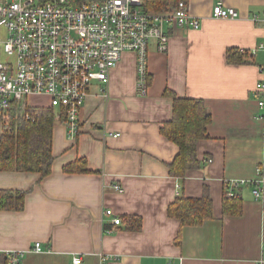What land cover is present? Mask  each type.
<instances>
[{"label": "crops", "instance_id": "1", "mask_svg": "<svg viewBox=\"0 0 264 264\" xmlns=\"http://www.w3.org/2000/svg\"><path fill=\"white\" fill-rule=\"evenodd\" d=\"M217 2L238 16L214 18ZM186 5L199 28H170L165 53L149 45L144 93L136 53L124 51L105 86L91 83L77 135L70 138L64 122L53 125L47 176L0 170V189L25 192L21 210H0V264L12 251L21 253V264H74L77 257L79 264H100V254L104 264H264V209L253 185L231 187L242 197V211L221 215L225 183L254 181L263 161L264 106L258 102L264 100V50L257 48L264 44V0ZM229 50L247 55L230 63ZM165 90L202 99L210 115L196 152L200 160H212L187 171L183 181L167 169L178 146L160 133L172 116L173 99ZM79 158L89 171H63ZM205 188L212 218L181 227L167 215L175 197H200ZM105 209L139 216L140 229H126L122 220L113 225Z\"/></svg>", "mask_w": 264, "mask_h": 264}, {"label": "built area", "instance_id": "2", "mask_svg": "<svg viewBox=\"0 0 264 264\" xmlns=\"http://www.w3.org/2000/svg\"><path fill=\"white\" fill-rule=\"evenodd\" d=\"M212 16L233 19L238 13L217 2ZM177 27L199 28V20L189 14L184 1L161 12L146 10L144 0H0V122H7L14 107L26 117L28 110L42 105L59 107L64 109L67 134L74 138L91 83L98 81L105 86L123 52L133 51L138 88L144 93L148 47L153 43L157 51L165 53L168 30ZM257 49L264 50V44ZM39 96L47 102H30L31 97ZM258 104L264 106V100ZM259 173L257 167L252 193L261 200ZM246 181H230V186ZM113 189L122 191L118 184ZM103 212L111 216L113 225L121 223L111 209ZM34 249L41 250L39 242ZM104 260L100 254V264ZM73 263L79 264L80 258H74ZM5 264H21V253L7 252Z\"/></svg>", "mask_w": 264, "mask_h": 264}, {"label": "trees", "instance_id": "3", "mask_svg": "<svg viewBox=\"0 0 264 264\" xmlns=\"http://www.w3.org/2000/svg\"><path fill=\"white\" fill-rule=\"evenodd\" d=\"M179 1L187 0H144V8L149 11H171ZM235 50L227 52L230 63H241L242 56ZM146 85L149 76L146 74ZM165 94L173 99L172 116L164 122L160 133L178 146V153L173 161L167 164L168 174L181 181L189 170L203 168L212 159L197 157V141L206 137V126L210 122V115L205 103L200 98L177 97L170 90ZM11 110L7 122L0 135V170L37 172L40 177L47 176L51 171L53 160L51 152V138L53 125L66 121L63 108L38 107L27 111V117ZM204 160V161H203ZM262 179L261 202L264 209V156L258 166ZM65 173H82L89 171L85 159L79 158L63 167ZM253 185L252 181H246ZM243 184V183H242ZM221 197V215L236 216L242 211V197L233 192L230 181L224 185ZM237 187V186H236ZM24 191L0 189V210H21L24 205ZM167 215L178 219L181 227L200 226L205 220L212 218V199L205 188L200 197L177 196L167 207ZM122 218V219H121ZM126 229L138 231L141 219L137 215H123L120 217ZM121 222V223H122ZM6 257L2 258V264Z\"/></svg>", "mask_w": 264, "mask_h": 264}, {"label": "rangeland", "instance_id": "4", "mask_svg": "<svg viewBox=\"0 0 264 264\" xmlns=\"http://www.w3.org/2000/svg\"><path fill=\"white\" fill-rule=\"evenodd\" d=\"M32 101L35 102L36 104L37 103H46L47 99L45 97H40L39 96V97H37L35 99H32ZM10 113L12 114L13 112H10ZM1 125H2V130H1V126H0V135L2 134V131H3V128H4V123H1Z\"/></svg>", "mask_w": 264, "mask_h": 264}, {"label": "bare ground", "instance_id": "5", "mask_svg": "<svg viewBox=\"0 0 264 264\" xmlns=\"http://www.w3.org/2000/svg\"><path fill=\"white\" fill-rule=\"evenodd\" d=\"M147 76V75H146Z\"/></svg>", "mask_w": 264, "mask_h": 264}]
</instances>
